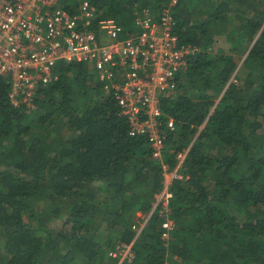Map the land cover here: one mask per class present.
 I'll return each instance as SVG.
<instances>
[{
    "label": "trees",
    "instance_id": "obj_1",
    "mask_svg": "<svg viewBox=\"0 0 264 264\" xmlns=\"http://www.w3.org/2000/svg\"><path fill=\"white\" fill-rule=\"evenodd\" d=\"M91 3L128 30L168 0ZM170 13L172 34L197 52L176 95L160 98L162 120L173 121L161 160L128 136L89 65L57 62L28 113L10 105L0 76V264H115L107 253L132 240L131 264H162L166 253L172 264H264V0H176ZM221 37L226 52L212 54ZM184 151L165 248L159 209L136 232L161 165L173 170Z\"/></svg>",
    "mask_w": 264,
    "mask_h": 264
},
{
    "label": "built area",
    "instance_id": "obj_2",
    "mask_svg": "<svg viewBox=\"0 0 264 264\" xmlns=\"http://www.w3.org/2000/svg\"><path fill=\"white\" fill-rule=\"evenodd\" d=\"M175 3L168 0L155 17L141 10L125 30L113 19L101 18L91 0H0V76L9 83L10 105L26 113L35 110L37 90L56 80L57 62L87 64L102 89L112 92L119 114L127 120L128 136L143 137L151 158L161 160L164 129H172L173 121L162 120L160 98L175 92L176 75L197 52L171 32L170 8ZM185 152L173 170L161 165L160 190L136 232L159 209L165 248L173 230L168 190L179 178L176 169ZM132 243L115 244L107 257L115 264H131ZM162 264H172L167 253Z\"/></svg>",
    "mask_w": 264,
    "mask_h": 264
},
{
    "label": "rangeland",
    "instance_id": "obj_3",
    "mask_svg": "<svg viewBox=\"0 0 264 264\" xmlns=\"http://www.w3.org/2000/svg\"><path fill=\"white\" fill-rule=\"evenodd\" d=\"M203 16H204V13L203 14H201V13H199V12H196V14H195V16H194V18L197 20V21H199V20H201L202 18H203ZM226 47H227V44H226V42H225V40L221 37V38H218L217 39V41H216V44H215V46L213 47V50H212V54L214 53V52H216V51H218V50H226ZM223 51V52H224ZM226 52V51H225ZM238 68V67H237ZM237 68L235 69V71H234V73L236 72V70H237ZM234 73H233V75H234ZM180 75V74H179ZM176 94H175V92L173 93V94H171V95H169L170 97H174Z\"/></svg>",
    "mask_w": 264,
    "mask_h": 264
}]
</instances>
